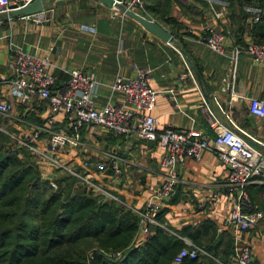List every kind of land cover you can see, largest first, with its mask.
<instances>
[{
    "label": "crops",
    "instance_id": "obj_1",
    "mask_svg": "<svg viewBox=\"0 0 264 264\" xmlns=\"http://www.w3.org/2000/svg\"><path fill=\"white\" fill-rule=\"evenodd\" d=\"M24 1L9 0L11 4ZM62 1L46 4L47 20L43 23H33L26 16L0 18V98L5 97L4 82L10 77L6 63L16 50L47 58L53 88L62 87L72 69L92 73L97 82L93 96L96 107L119 100L109 89L115 76L132 77L137 69H147V85L156 91L150 115L157 130L192 129L213 137L206 110L210 107L222 124L227 125V121L220 109L240 130L264 142V117L247 112L248 98L264 100V62L255 61L242 50L255 38L264 40V0H169L163 19L152 20L172 35L171 43L145 31L112 7L93 0ZM255 10L259 20L253 22ZM207 27L223 35L222 53L205 45ZM224 77L228 85L225 83V90H221ZM11 101L6 126L18 136L28 135L42 123L45 102ZM54 129L68 132L62 117H57ZM78 142L77 146L60 148L56 157L75 168L86 160L92 178L117 194L124 206L140 209L146 204L160 178L158 159L162 150L155 142L135 134L111 136L103 128L88 125L81 126ZM37 144L43 146V140ZM109 156L117 159L121 171L118 182L109 180L110 170L96 168ZM39 171L42 178L58 172L48 166ZM176 171L178 182L162 203L159 220L194 244L198 241V246L213 244L222 236L218 248L227 241L231 250L232 232L221 224L231 204L223 164L212 151L203 150L197 159L185 157ZM255 186L264 185H247L251 207L264 211V191H256ZM263 230L261 219L240 239L250 246L255 264H264ZM191 231L196 232V241L186 235ZM214 251V255L222 256Z\"/></svg>",
    "mask_w": 264,
    "mask_h": 264
},
{
    "label": "built area",
    "instance_id": "obj_2",
    "mask_svg": "<svg viewBox=\"0 0 264 264\" xmlns=\"http://www.w3.org/2000/svg\"><path fill=\"white\" fill-rule=\"evenodd\" d=\"M117 1L136 13L143 8L141 0ZM10 4L9 0H2L0 14L8 12L7 7ZM47 10L46 8L26 17L33 23H43L47 20L45 13ZM257 20L258 10H255L252 21ZM86 29L93 30L90 27ZM222 39L221 32L213 27L205 29L203 41L209 50L222 53ZM242 50L255 61L264 62L263 43L250 41ZM236 53L237 50L233 55L235 56ZM6 67L10 77L4 82L5 97L0 98V133L8 136L17 147H27L39 167L41 162H45L60 173L73 175L80 185L93 192L96 190L95 194H100L104 198L107 196L113 198L114 196L103 186L93 182L89 163L86 160L76 169L56 157L55 153L63 146L74 147L79 144V131L82 125L101 127L112 136L135 134L145 141H156L162 150L158 159L160 178L156 189L142 209L125 206L137 218L135 243L144 241L151 229L158 227L181 243L172 256L171 264H179L185 259L208 261L209 264H255L250 246L240 239L249 230L255 228L259 220L263 219L264 222V211L251 207L246 190L251 182L264 185V142L240 130L229 118L228 113L219 108L216 98H212L213 102L220 109L227 125L219 122L210 107L206 108L209 115L208 126L214 133L212 138L192 129L166 127L156 131L155 121L150 115L156 91L146 84L147 69H137L132 77L115 76L109 84V89L112 94L119 96V100L96 107L93 96L97 82L92 73L85 74L72 69L68 72L64 85L53 88V77L47 71L49 67L47 58L18 50L11 52ZM229 76H232V71ZM222 81L221 90H225L226 78H222ZM12 99L19 102L33 100L45 102L42 123L36 125L28 135L18 136L4 123L10 119ZM247 112L257 118L264 117V100L256 97L248 98ZM57 117H62L68 132L54 129ZM1 120H4L2 121L4 125ZM42 134L44 136H41ZM40 140H43V146L37 144ZM203 150L212 151L226 169L224 185L231 204L221 224L232 232L233 238L230 255L226 260L214 255L204 246H198L189 238L168 229L164 222H159L156 218L162 201L172 195L178 182L177 165L182 163L185 157L197 159ZM96 168L99 171L110 170L111 182L119 180L120 169L114 157L109 156L105 161L97 163Z\"/></svg>",
    "mask_w": 264,
    "mask_h": 264
},
{
    "label": "trees",
    "instance_id": "obj_3",
    "mask_svg": "<svg viewBox=\"0 0 264 264\" xmlns=\"http://www.w3.org/2000/svg\"><path fill=\"white\" fill-rule=\"evenodd\" d=\"M143 1L146 14L163 19L168 0ZM2 142L0 136V264H171L181 246L174 236L154 227L135 243L137 218L130 209L92 196L65 174L54 178L57 189H51L28 161L26 149L6 150ZM186 235L197 239L195 231ZM221 242L222 236L204 247L226 259L231 250L227 241L219 249ZM179 264L209 262L185 259Z\"/></svg>",
    "mask_w": 264,
    "mask_h": 264
},
{
    "label": "water",
    "instance_id": "obj_4",
    "mask_svg": "<svg viewBox=\"0 0 264 264\" xmlns=\"http://www.w3.org/2000/svg\"><path fill=\"white\" fill-rule=\"evenodd\" d=\"M100 4H103L107 7H112L119 10L123 15L132 19L136 23H138L145 31L155 35L162 41L166 43L172 42V35L167 32L163 27H161L154 20L149 19L141 14L133 12L127 8H125L121 3L117 0H93ZM62 0H27L24 2H18L8 5V12L0 15V18L11 19L16 16H27L29 14H33L43 10L46 7L47 3H53L54 5L61 4ZM183 56V53H181ZM187 66L189 63L187 60L185 61ZM249 144H252L250 141H247ZM2 158V154H0V159Z\"/></svg>",
    "mask_w": 264,
    "mask_h": 264
},
{
    "label": "bare ground",
    "instance_id": "obj_5",
    "mask_svg": "<svg viewBox=\"0 0 264 264\" xmlns=\"http://www.w3.org/2000/svg\"><path fill=\"white\" fill-rule=\"evenodd\" d=\"M47 7H45L43 10H45ZM115 9V8H114ZM116 11H119V10H117V9H115ZM42 11V10H41ZM40 12V11H39ZM120 14H122L121 12H119ZM34 14V13H33ZM29 15H31V14H29ZM123 15V14H122ZM125 16V15H124ZM147 79V78H146ZM146 84H147V80H146ZM148 86V85H147ZM149 87V86H148ZM150 88V87H149ZM151 89V88H150ZM116 95V94H115ZM153 107V106H152ZM152 109V108H151ZM151 111V110H150ZM152 117V116H151ZM153 118V117H152ZM154 119V118H153ZM155 121V120H154ZM101 128V127H100ZM155 128H156V125H155ZM106 131V130H105ZM156 131H159V130H157V128H156ZM107 132V131H106ZM109 133V132H108ZM110 134V133H109ZM111 135V134H110ZM207 135V134H206ZM112 136V135H111ZM118 136H120V135H118ZM209 136V135H208ZM209 137H211V136H209ZM212 138V137H211ZM143 140V139H142ZM145 141V140H144ZM147 142H155L156 143V141H147ZM157 144V143H156ZM16 148H24V149H26L27 151H28V148L27 147H17L16 146ZM160 148V147H159ZM161 149V148H160ZM11 150H13V148L11 149ZM29 152V151H28ZM30 153V152H29ZM31 154V153H30ZM32 155V154H31ZM115 158V157H114ZM33 159V158H32ZM116 159V158H115ZM33 161V163L35 162V160L33 159L32 160ZM116 162H117V159H116ZM34 164H36L37 165V167H38V169L40 168H42V167H44V166H48L45 162H41L40 163V167H39V165L35 162ZM117 165H118V162H117ZM49 168H50V166H48ZM73 167V166H72ZM118 167H119V165H118ZM73 168H75V167H73ZM76 169H78V168H76ZM120 169V168H119ZM56 170V169H55ZM56 171H58V170H56ZM60 172V171H59ZM61 174H65V173H61ZM110 174H111V172H110ZM65 175H68V176H70L71 178H73L74 180H75V184L76 185H78L79 187H81V188H83L86 192H89L92 196H95V197H97L98 199H101L102 201H112V202H115V203H117V204H120V205H123L124 203H123V201L117 196V194H115V193H113V192H110L107 188H105L103 185H101V184H99L98 182H96L94 179H93V182L94 183H96V184H98V185H101V186H103L107 191H109L110 192V194L112 195V196H114L113 198H110L109 196H107V198H104L102 195H100V194H95L94 192H97L96 190H94V192L91 190V189H87L85 186H82V185H80L78 182H77V180H76V177H74L73 175H70V174H65ZM110 176V175H109ZM120 176H121V171H120ZM44 179H46L47 180V183H48V186L51 188V189H53V190H56L57 189V184H56V182L54 181V178H52V176H50V177H45ZM119 180H120V177H119ZM118 180V181H119ZM118 181H114V182H118ZM168 199V198H167ZM166 199V200H167ZM166 200H164V201H162V203L163 202H165ZM147 201H149V199L147 200ZM161 203V202H160ZM162 203H161V205H162ZM161 205H160V207H161ZM124 206V205H123ZM145 206V205H144ZM143 206V207H144ZM142 207V208H143ZM160 207H159V210H160ZM142 208H140V209H142ZM159 210H158V212H159ZM157 212V213H158ZM157 218V217H156ZM159 221V220H158ZM159 222H162V221H159ZM154 228V227H153ZM153 228L151 229V232H150V234L152 233V230H153ZM158 228V227H157ZM160 229V228H159ZM163 231V230H162ZM165 233V232H164ZM149 234V235H150ZM167 235H169V234H167ZM172 236V235H171ZM140 243H142V241L140 242Z\"/></svg>",
    "mask_w": 264,
    "mask_h": 264
},
{
    "label": "rangeland",
    "instance_id": "obj_6",
    "mask_svg": "<svg viewBox=\"0 0 264 264\" xmlns=\"http://www.w3.org/2000/svg\"><path fill=\"white\" fill-rule=\"evenodd\" d=\"M142 1V5L144 4V1L143 0H141ZM169 1V0H168ZM118 12H120V11H118ZM138 13L139 14H141V15H143V16H145V17H149L148 16V14H146L145 13V11H144V9L142 8V9H140L139 11H138ZM151 19H153V18H151ZM2 121H4V120H1V123H2ZM4 123H6V121H4ZM3 124V123H2ZM4 125V124H3ZM0 136L2 137V139H3V142H2V145H3V148L4 149H6V150H11L12 148H13V150H15V149H18V151H20L21 150V148L19 149V148H16V144H14V142L8 137V136H5L3 133H0ZM28 153V152H27ZM28 157H29V159H28V161H30V162H32V158H33V156L30 154V153H28ZM33 163V162H32ZM35 163V162H34ZM35 165V167H36V169L38 170V167H37V165L36 164H34ZM61 175H64V174H61V173H59V172H56L55 174H53L52 175V178H58L59 176H61ZM260 198H261V195L259 196ZM262 206H263V204H262ZM260 210V209H259ZM260 211H263L262 210V208H261V210ZM262 233H264V232H262ZM221 258V257H220ZM202 262H204V261H202Z\"/></svg>",
    "mask_w": 264,
    "mask_h": 264
},
{
    "label": "clouds",
    "instance_id": "obj_7",
    "mask_svg": "<svg viewBox=\"0 0 264 264\" xmlns=\"http://www.w3.org/2000/svg\"><path fill=\"white\" fill-rule=\"evenodd\" d=\"M0 2H2V0H0Z\"/></svg>",
    "mask_w": 264,
    "mask_h": 264
}]
</instances>
